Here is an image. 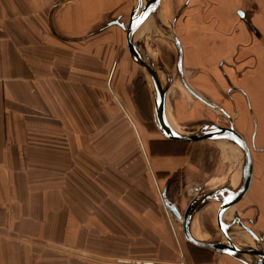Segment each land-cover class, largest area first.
<instances>
[{
	"label": "crops",
	"instance_id": "obj_1",
	"mask_svg": "<svg viewBox=\"0 0 264 264\" xmlns=\"http://www.w3.org/2000/svg\"><path fill=\"white\" fill-rule=\"evenodd\" d=\"M135 2L0 0V264H154V260L172 264L174 247L167 221L172 215L157 201L153 179L157 174L167 178L162 191L157 189L160 198L162 193L169 198L171 171L179 182L187 180L181 183V192L190 202L206 192L207 185L187 176L192 167H186L185 151L174 153L178 144L212 145L215 160L207 157L211 148H203L200 154L208 167L199 171L209 178V167L214 166V178H224L215 148L235 154L233 143L169 141L145 127L154 112L153 87L146 73L145 88L134 84L137 71L145 70L132 61L125 43ZM154 18L161 24L149 27L150 34L165 37L167 43L173 24L183 49L185 86L194 97L221 104L228 117L215 112L232 119L234 130L250 148L249 186L227 211L226 224L230 227L236 220L264 241V0H160L157 12H148L145 25H138L134 33L137 49L148 46L142 27ZM148 48L147 57L157 66L156 49ZM167 77L166 71L161 82ZM107 89L121 103L118 114L123 112L137 131L145 160L138 146L132 158L123 155L116 129L109 140L113 156L91 153V132L105 128ZM143 91L145 110H139ZM167 119L175 132L188 134ZM135 143L133 137L125 142L131 148ZM154 146L162 152L152 151ZM106 157L134 163L129 175L137 181L130 179L129 188L123 185L122 165L117 170L114 166L113 175H105L107 168L101 164L108 161ZM146 163L153 179L145 173ZM242 170L243 165L237 177ZM125 192L130 193L129 200L123 197ZM189 203L182 212L177 208L180 214ZM218 210V203L208 201L195 212L190 224L195 238L193 227L214 231ZM191 247L217 264H253L255 259L242 255L244 263Z\"/></svg>",
	"mask_w": 264,
	"mask_h": 264
},
{
	"label": "rangeland",
	"instance_id": "obj_2",
	"mask_svg": "<svg viewBox=\"0 0 264 264\" xmlns=\"http://www.w3.org/2000/svg\"><path fill=\"white\" fill-rule=\"evenodd\" d=\"M142 3H144V2H142V0H138V1L136 0V4H134L133 9L131 11L130 18L132 17L134 19L133 20L134 24H137V22L139 23L138 17H141L144 14L142 7L140 8ZM152 21L153 22L148 21L147 28L145 26L142 27L143 29H146L144 32L143 41H145V44H147V41H148L149 42L148 46L152 47L154 50L156 49L155 52L157 55V62L158 61H159L158 63L163 62V64L165 65L164 70L162 68L163 66H160L161 64L158 65V63H156L158 67L154 66L155 67L154 73L157 74V76L159 77V80H164V78H165L164 74H162L161 71H165V72L167 71L168 76H169V77H167V79H174V81H175L172 83L173 85L169 86V90H168L167 98H166V103H165L166 104L165 111L167 114V118L170 119L169 121H171L172 126L175 127L179 131H185V130H189V131L190 130H199L200 131V130H202L201 127H203L204 124H213V125H218V126H222V127L228 126L230 124L228 119H226L224 116L218 115L215 112L216 107H219L221 104L218 105V103L214 99H211V98H205L204 99L201 97V95H198V97H200L199 99L192 98L190 96V94L182 86V84L179 83V81H177L178 76H176V74L178 75L179 71L177 70V67H176V50H175L174 44L172 41L167 43V39L165 37H164V39H162V38L157 39V35H155V34L151 35L150 34L149 27H152V26L157 27L158 24H161L160 22L158 23V21H156V18L152 19ZM144 22L145 21H143L139 25V27L142 24H144ZM125 34H126V32H125ZM137 34L138 33L133 34L134 35V40H132L133 45L135 44ZM148 37L152 38L153 41L148 40ZM141 42H142V40H139V44ZM152 43H154V44L152 45ZM147 50H148V53L150 54V50L148 47H147ZM152 55H153V53H152ZM152 60H153V62H155L154 58H152ZM144 73H146V72L141 71V69L137 71L136 74H137L138 78L136 79L134 84L135 85H142L145 88L146 82L142 78L143 77L142 75ZM146 75H147V73H146ZM166 82H167V80L165 82H162L164 86L166 85ZM142 86H140V87H142ZM187 86L193 88L189 84H187ZM223 88H225L224 85H223ZM226 89H228V86ZM193 90H195V89L193 88ZM197 91L200 92V90H197ZM107 92L110 94V99L106 101V103L109 107H108V113H107V115H105V119H106L105 125H104L105 128H100V130L97 132H91V137L93 138L92 142L94 144L91 147V148H93V150H91V153L113 156L114 152L113 153L110 152V149H113V147L109 146V140H112L113 134H114V129H116V137H117V133L120 132L121 138L123 140V144L121 147L123 155H130V157H131L132 155L135 154L134 149L136 148V146H138V152H139V154H141L143 156V159L145 160V153H146V152H144L145 148L142 146V144L141 145L138 144L139 143L137 140L138 136L136 134L137 131L135 132V129H134L132 123L130 122L128 117L126 115H124V113L122 111H121L122 112L121 116L118 114V112H120V110H121L120 109L121 103L113 95V93L110 91V89H107ZM152 92L154 94V91H152ZM140 96H141L140 97L141 99H139V103H140L139 105L141 106V108H139V110H145L144 105L146 104V101H145L144 91L140 94ZM223 105H224V103H223ZM151 116H152L151 122L150 123L148 122L147 126L145 124L144 125L149 130L154 129V130L158 131L157 126H156V122H155L154 112L152 113ZM142 118L145 119V114H143ZM100 122H101V119H100ZM107 124H110V125H107ZM129 124H131L132 126L129 127L130 126ZM130 132H131V134H130ZM134 135L136 138L134 137ZM132 137L134 138L136 143L131 148V147H129V145H126L125 142H129V140ZM176 146H178V147L175 148L174 153H183V151H185V153L187 154V158H188V160L186 162V167L187 166L192 167V170H190V172L191 171L192 172L190 174H188L187 176L188 177H195L196 179H198V181L201 185H207V186L203 187L205 191L209 190V188L210 189L211 188L213 189L215 187L217 188L220 186L221 183H226L227 179H229V177H228L229 175L231 176V174L235 173L233 176L237 177V175L239 173H241V169H242V165H243V161H241L242 160L241 159L242 154H241L240 150L238 149L239 154H240V157H239L237 148H235V147H234L235 154H232L229 150L224 152V151L220 150L219 148H215L219 153L218 154V158H219L218 163L220 164V166H218V167H220L219 170L221 169V166L224 168V173H223L224 178L221 177L219 179H215L214 177L216 176V174L214 173L215 172L214 166L209 167V170H210L209 178L205 177L203 175V173H201V171H199L200 168H202L203 166L205 169H206V167H208V162H203V158H204V157H202L204 154L203 148L204 149L211 148L207 157L211 160V162L213 160H215V155L213 153L214 147H211L212 145H208V147H203V148H199L197 145L186 146V144H183V145L178 144ZM185 149H187V150H185ZM152 151H154L155 153H161L162 149H161V147H155L154 146ZM204 151H207V150H204ZM200 152H202V156H201ZM106 159L108 161H105L101 164L107 168L105 175H107L108 173H111L113 175L112 171L114 170V166H116V170H117V166L122 165L123 169L125 170V171H122V175H124V176H122L123 177V185L129 188L130 187V181H131L130 179H132L133 181H137L133 178V174L130 173V175H129V170H132L134 163L123 162L125 160V158H123V157L115 159V160H113L112 158H107V157H106ZM216 160H217V157H216ZM109 161H111V162H109ZM220 161H222V163H220ZM204 168H202L203 171H205ZM146 172H147L148 176L153 179V173H152L148 164H147V170L145 171V173ZM157 175H158V177L154 178L157 181V183H155L154 179H153L154 194H155L157 201H160L162 203V198H160L158 190L160 192L162 191L161 185L164 184V182L167 178L162 179L161 178L162 174H157ZM169 176H170L169 185L168 186L165 185V186H167V189H168L167 190V193L169 194L168 200L170 201V203L175 205L176 208L180 207L181 208L180 211L182 212L183 207H186V205L190 202V198L187 197L186 195L183 197V194L181 192V190H182L181 183L182 184L184 182L187 183V180L183 179L181 182H179V180L177 179V174L174 173V171H171ZM188 177H187V179H188ZM106 178H110V177H106ZM106 178H105V180L108 181ZM199 183H197V184H199ZM189 185L192 186L195 184L190 183ZM222 185H224V184H222ZM138 186H140V184ZM165 191H166V189H165ZM127 192L123 193V197L127 196V199H128V194H130V193H127ZM195 197H196V195L194 196V198ZM212 202L218 203V209L221 208V203L218 200H212ZM181 215H183V213ZM167 221H168L170 238L172 240V244L174 247V254L172 256L173 257V263L172 264H217L218 260L217 261L210 260V258H211L210 255L196 251L195 249H191L193 247H191V245L188 244L182 236L181 222L180 221H178L173 216L168 217ZM236 222L237 221L234 220L233 221L234 225L229 227V235L232 238L231 240H233L238 247L242 248L243 245H245L246 247H251L254 249H256L258 247L261 249V251H264V241H262L260 239V237H258L254 233H253L254 234V240H252L250 238L251 236L249 235V233H247L244 230L245 228H241L239 226V224ZM202 231H201L200 227H193V232H194V235L197 236V239L198 238L200 240L201 239H207L205 241L218 240L216 235H214V231L212 230V227H208L207 231H205V230H202ZM218 237L221 239L222 242H224V240L222 239V237L220 235ZM157 254L158 253L155 252V257L157 256ZM214 258H217V257H214ZM153 263L154 264H161V262L159 260H154ZM163 264H167V263H163Z\"/></svg>",
	"mask_w": 264,
	"mask_h": 264
},
{
	"label": "water",
	"instance_id": "obj_3",
	"mask_svg": "<svg viewBox=\"0 0 264 264\" xmlns=\"http://www.w3.org/2000/svg\"><path fill=\"white\" fill-rule=\"evenodd\" d=\"M146 4V8L143 9L144 14L141 17H138L139 23L137 24L133 23V18L131 17L129 20V23L127 25V28L125 30L126 37V48L127 51L132 59L133 62H135L138 66L143 68L149 78H151V83L154 88V98H153V105H154V116H155V122L158 131L160 134L169 141H175V142H199L204 140H225L226 142H231L233 145H236V147L241 150L242 157H243V170L241 175V181L236 189V191L233 193L232 197L229 198V200L225 201V204L217 211L215 224L216 227L214 229V235H216L218 240L213 241H203L195 238L191 233V220L193 218V215L195 212L205 203V201L202 200V195L197 196L194 198L189 205L187 206L186 210L184 211L183 215H181L178 211V209L170 203V201L165 197V194H161L162 203L165 207V209L178 221L181 222V231L182 236L184 240L197 247L202 249H209L217 253L221 254H227L232 257H237L242 262L245 263V261L241 258L242 255H250L253 256L254 262L253 264H264V251H261L260 248L253 249L251 247H238L235 245L228 233L229 226L226 224V216L227 211L235 205L237 201H239L242 196L245 194V192L248 189L250 178H251V172H252V158H251V152L250 148L247 144V142L241 137V135L237 134V132L234 130L233 124L231 122V118L228 119L229 126H218L213 124H208L209 131H206L204 129L200 130L199 133L192 132L191 134H184V133H177L174 131V129L170 126L167 114L165 111V98L166 93L168 91L169 86L174 82V79H167L166 85L164 86L161 80H159V77L157 74H155L151 68L150 59L146 57V60L143 61L141 57L139 56L137 52V48L132 43L133 40V34L135 33L134 30L131 29V23L134 24L136 27L137 25H140L143 21H145L148 18V12H157L159 9L160 0H142ZM141 2V1H140ZM159 34H161L162 29L159 28ZM169 41H172L176 50V67L179 71L178 80L179 83L182 84V86L185 88V90L193 96L195 99H199L200 97H194V93L189 91V89L185 86V82L183 79V49L181 47V44L177 38V36L174 33L173 24L171 23L169 25V32H168ZM163 70L165 69L162 67ZM216 111H219L222 113L226 118L228 117L226 113L221 110L219 107H216ZM247 233L254 236L253 232L245 227L244 229ZM221 236L224 242L221 241V239L218 236ZM247 264V263H246Z\"/></svg>",
	"mask_w": 264,
	"mask_h": 264
},
{
	"label": "bare ground",
	"instance_id": "obj_4",
	"mask_svg": "<svg viewBox=\"0 0 264 264\" xmlns=\"http://www.w3.org/2000/svg\"><path fill=\"white\" fill-rule=\"evenodd\" d=\"M138 1V0H137ZM143 2V1H142ZM136 3V2H135ZM142 7V9L146 8V4L145 2L142 3V5L140 6V8ZM137 27L138 25L135 27L133 23H131V29L134 30L135 32H137ZM137 45H135V48H136ZM147 45L145 46V50L147 51L148 53V50H147ZM143 46L141 45L140 47H138L137 49V52L139 54V56L141 57V59L143 61L146 60V57H147V54L145 52ZM149 54V53H148ZM159 62V61H158ZM156 62V63H158ZM151 63V68L152 70L154 69V64L150 61ZM160 63H158L159 65ZM161 66V65H160ZM161 68V67H160ZM154 72V70H153ZM162 74H164V76L166 77V72L165 71H161ZM149 81L151 82V78H149ZM151 84V83H150ZM151 86L153 87V85L151 84ZM154 89V88H153ZM208 124L206 125H203V127H201V129H204L206 131H209L210 129L208 128ZM192 132H196V133H199V130H191L188 132V134H191ZM238 134V133H237ZM236 147V145H235ZM237 148V147H236ZM239 149V147L237 148V150ZM240 150V149H239ZM238 150V152H239ZM241 152V150H240ZM242 154V152H241ZM239 157H240V154H239ZM241 161H243V158L241 157ZM241 181V177H235L233 176L232 178L228 179L226 183H229L228 185H223V186H220L218 188H215V189H212L210 191H206L203 193L202 195V200L205 201V202H208V201H212V200H218L220 203H221V207L223 206V204H225V201L229 200V198L232 197L233 193L236 191L239 183ZM251 235V234H250ZM252 236V235H251ZM254 237V236H252ZM200 240V239H199ZM254 249V248H253ZM250 256V255H249Z\"/></svg>",
	"mask_w": 264,
	"mask_h": 264
}]
</instances>
